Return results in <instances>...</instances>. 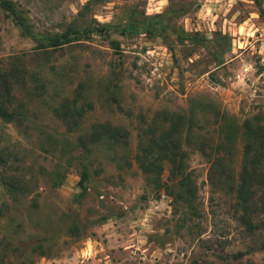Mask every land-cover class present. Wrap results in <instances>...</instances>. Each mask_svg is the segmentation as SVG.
<instances>
[{"label":"rangeland","instance_id":"rangeland-1","mask_svg":"<svg viewBox=\"0 0 264 264\" xmlns=\"http://www.w3.org/2000/svg\"><path fill=\"white\" fill-rule=\"evenodd\" d=\"M196 95L264 122V0H0V264H264L198 150L191 207L139 165L171 113L201 125Z\"/></svg>","mask_w":264,"mask_h":264},{"label":"trees","instance_id":"trees-1","mask_svg":"<svg viewBox=\"0 0 264 264\" xmlns=\"http://www.w3.org/2000/svg\"><path fill=\"white\" fill-rule=\"evenodd\" d=\"M134 26L129 24L122 27V30L132 31ZM76 31L75 28H67L45 36L40 46H61L68 43L71 40L69 34ZM28 32L31 34V31ZM1 82H4V78H1ZM1 91L7 92L6 85H3ZM203 96L196 95L192 99L196 105L211 108L200 117L201 125L195 122L197 117L191 109L185 116L174 112L167 117L166 126L162 123L154 126L148 142L140 137L137 139L136 148L144 155L155 153L151 158L139 161V165L142 170L151 172L157 188L164 184L167 193L175 200H181L191 207L196 185L193 168L187 162V150H198L206 162L209 184L227 186L232 207L252 234L256 227L264 224V217L259 221L255 219L257 214H264V122H256L251 117H244L241 121L234 120L219 107L212 108V99ZM18 114L20 113L15 107L9 106L0 97L1 120L8 122ZM114 133L115 129L103 124L100 128L93 129L90 136L96 140L105 134L114 136ZM237 150L238 159L233 160ZM164 168L167 180L160 183ZM86 176L87 173L83 170L80 182Z\"/></svg>","mask_w":264,"mask_h":264}]
</instances>
